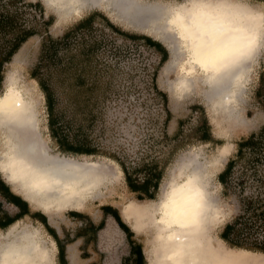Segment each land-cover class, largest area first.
<instances>
[{"label":"bare ground","instance_id":"1","mask_svg":"<svg viewBox=\"0 0 264 264\" xmlns=\"http://www.w3.org/2000/svg\"><path fill=\"white\" fill-rule=\"evenodd\" d=\"M44 2L62 18L80 16L85 7H102L106 3L129 23L134 22L141 29L151 28L167 42L171 56L166 70L175 67L180 70L174 82L178 93L197 88L200 82L209 88L207 96L214 112L226 120L240 119L238 100L249 65L262 46L264 27L255 25V41L242 59L221 60L215 54V45L229 36L214 16L230 11L252 14L261 11L240 7L234 0ZM5 82L0 93V172L28 201L47 213L82 208L86 198L106 179L107 170L93 160L51 153L41 135L35 101L19 86L12 71ZM221 152H228L227 144L219 147L212 161H202L200 155L193 153L182 162L178 175L173 174L165 182L157 200L125 206V211L150 225V264H264V260L255 257V252L225 247L212 234L226 216L212 183V175L225 157ZM16 223L1 234L0 264H54L50 246L39 230L27 227L18 230ZM51 243L55 248L54 242Z\"/></svg>","mask_w":264,"mask_h":264},{"label":"rangeland","instance_id":"2","mask_svg":"<svg viewBox=\"0 0 264 264\" xmlns=\"http://www.w3.org/2000/svg\"><path fill=\"white\" fill-rule=\"evenodd\" d=\"M39 1L44 17L47 15L53 17L54 23L48 28L49 33L53 36L61 35L63 30L79 17L95 11L107 16L122 31L151 37L161 46L157 49L147 46L141 38L111 35L102 17H97L96 27L100 30L104 29V35L102 33L99 35L102 36L99 56L101 63H104L101 80L107 86L104 91L100 92L94 107L96 118L89 131V136L103 152V155L75 158L100 163L107 170V177L98 190L86 198L82 208H68L61 212L47 213L41 206L28 201L23 196L24 194L15 189L9 183L8 178L0 172L1 177L11 189L28 201L32 211L45 214L50 225L63 234L65 230L72 232L80 223L78 219L69 217V211L78 210L86 214L94 223H98L102 218L101 206L112 205L119 210L123 220L132 229L134 239L142 245L145 264H150L152 248L150 225H145L134 215L125 211V206L129 203L137 204L148 200H137L134 194L128 190L121 166L116 159L123 162L130 170L145 159L157 158L163 163L167 162L162 182L155 199H153L157 200L165 182L173 174L178 175V168L190 155L197 153L202 161H212L217 157L219 147L227 144L228 152H221L222 156H225L222 165L212 175L217 201L221 209L226 212L223 222L218 223L212 232L215 238H219L218 233L222 225L239 213L241 200L245 195L264 199V157L255 165L250 164L247 158L237 161L226 186L222 185L217 178V174L223 169L228 158L235 157L236 142L264 124V111L257 106L253 99L259 72L264 66V32L262 46L249 65L247 80L238 100L237 109L240 119L226 120L212 109L211 101L207 96L209 89L207 85L199 82V87L182 94L178 93L174 82L179 77L180 70L176 67L166 70L171 55L167 42L163 40L161 34H156L151 28H138L136 26L138 24L134 22L129 23L112 5L106 3L102 7H85L80 16L66 18L63 16L62 18L53 8L47 6L44 0ZM184 1L161 0V2L169 3ZM245 6L264 12L263 2L245 0ZM21 8L27 13V17H31L30 15L33 13L39 14V8L23 7V4ZM39 41L38 34L31 37L6 65L5 77L0 83V93L5 87L6 75L12 71L18 78L19 86L26 89L28 96H31L36 103L41 135L49 145V151L59 153L49 135L44 95L38 84L28 75L29 68L37 58ZM162 54L165 55L164 61L161 59ZM167 113L169 119L165 120ZM204 119L210 126L215 139L214 143H194V139L189 137L191 128ZM179 120L182 123L180 128L178 127ZM16 224L18 230L24 227L37 228L41 237L50 246L54 264H58L57 248L56 245L53 248L51 243L53 238L38 220L25 217ZM104 224L97 236L99 252L93 245L82 252L81 245L79 247L81 239H79L67 248V264H120V257L124 253L123 234L118 227V229L115 228V221L111 216L105 217ZM6 231L7 229L0 230L1 239V234ZM254 231L259 235H264V227H254ZM219 240L222 241L220 238ZM217 242L215 241V243ZM221 243L228 247L223 241ZM71 253L74 254L73 260L70 257ZM254 254L255 257L264 260L262 253ZM102 255L104 258L101 257Z\"/></svg>","mask_w":264,"mask_h":264},{"label":"trees","instance_id":"3","mask_svg":"<svg viewBox=\"0 0 264 264\" xmlns=\"http://www.w3.org/2000/svg\"><path fill=\"white\" fill-rule=\"evenodd\" d=\"M256 1L264 3V0ZM22 4L23 7L39 8V14L33 13L31 17H27V13L21 8ZM41 8L39 0H0V83L5 77L6 65L24 43L38 34L40 41L37 58L29 68L28 75L38 84L44 95L51 139L60 154L72 157L103 155L89 136L96 118L94 107L100 92L107 86L101 80L104 63H101L99 56L102 46V36L99 35L104 33V29L96 27L97 17H102L111 35L141 38L147 46L157 49L161 45L151 37L122 31L107 16L95 11L79 17L61 35L53 36L48 30L54 23L53 17H44ZM164 56H161L163 61ZM253 99L264 111V66L259 72ZM168 119L167 113L165 120ZM181 126L179 120L178 127ZM189 137L194 139V143L215 142L205 119L191 128ZM263 157L264 124L236 142L235 157L228 158L217 174L218 181L224 186L227 185L237 161L247 158L250 164L255 165ZM116 160L121 166L126 186L135 198L155 199L167 162L163 163L157 158L145 159L130 170L119 159ZM101 210L102 218L98 223L91 221L82 212L69 211L68 215L77 218L80 224L75 228L72 237L65 233L61 239L48 223L46 215L32 211L28 201L12 191L0 175V228L5 230L25 216L38 220L56 242L57 256L62 259L65 256V245L77 238H83L82 252L87 250L89 244L96 248L98 232L105 225V217L109 215L123 234L124 253L120 257V264H145L142 245L133 238L134 233L121 217L119 210L109 204L102 205ZM259 226L264 227V199L245 195L241 200L239 213L222 225L218 237L230 248L264 254V235L254 231V227ZM103 256L101 257L104 258Z\"/></svg>","mask_w":264,"mask_h":264},{"label":"clouds","instance_id":"4","mask_svg":"<svg viewBox=\"0 0 264 264\" xmlns=\"http://www.w3.org/2000/svg\"><path fill=\"white\" fill-rule=\"evenodd\" d=\"M234 3H238L240 7L245 6V0H234ZM214 19L229 36L227 40L215 45V54L221 60L231 62H236L247 54V50L255 41V25L259 23L264 27V12L252 14L230 11L218 17L214 16ZM192 223L195 226V218Z\"/></svg>","mask_w":264,"mask_h":264},{"label":"crops","instance_id":"5","mask_svg":"<svg viewBox=\"0 0 264 264\" xmlns=\"http://www.w3.org/2000/svg\"><path fill=\"white\" fill-rule=\"evenodd\" d=\"M2 178V177H1ZM3 179V178H2ZM4 180V179H3ZM5 181V180H4ZM6 182V181H5ZM13 191V190H12ZM72 211V210H71ZM73 211H78V210H73ZM80 212V211H79ZM25 217H29V216H25ZM25 217H23V218H25ZM69 217H71L72 219H77V218H75V217H72V216H69ZM22 218V219H23ZM22 219H20V220H22ZM48 220V219H47ZM19 221V220H18ZM17 221V222H18ZM49 223V222H48ZM50 224V223H49ZM80 224V223H79ZM115 225H116V223H115ZM52 226V225H51ZM54 229H55V231H56V233L58 234V236L62 239L63 237H64V235H65V233H67L68 235H69V237H72L73 236V232H74V230H75V228H74V230L72 231V232H70V231H68V230H65V231H63V234H60L58 231H57V229L54 227V226H52ZM118 226L116 225V227L115 228H117ZM118 229V228H117ZM0 230H4V229H2V228H0ZM6 230V229H5ZM132 230V229H131ZM50 235V234H49ZM51 236V235H50ZM52 237V236H51ZM134 238V237H133ZM79 239H81V241H80V243H79V247H80V245L82 244V242H83V238H77V239H75L73 242H71V243H67L66 245H65V256H64V258H62V259H59L58 258V256H57V262H58V264H64V262L66 261V264H67V253H68V251H67V248H68V246L69 245H72V244H74L75 242H77ZM53 241H54V239H53ZM55 242V241H54ZM63 242V241H62ZM55 245H56V248H57V244H56V242H55ZM91 244H89L88 245V248H89V246H90ZM87 248V249H88ZM96 250H100L99 249V247H98V245H97V243H96ZM57 252H58V248H57Z\"/></svg>","mask_w":264,"mask_h":264}]
</instances>
